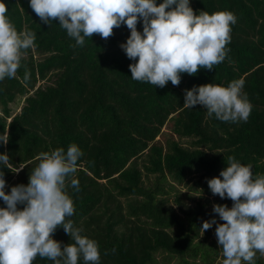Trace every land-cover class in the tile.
I'll return each instance as SVG.
<instances>
[{
    "label": "trees",
    "instance_id": "1",
    "mask_svg": "<svg viewBox=\"0 0 264 264\" xmlns=\"http://www.w3.org/2000/svg\"><path fill=\"white\" fill-rule=\"evenodd\" d=\"M0 2L18 32L36 34L35 46L22 53L16 77L0 81V135L8 132L0 153H7L13 170L0 165L5 191L28 184L41 152L67 151L75 143L83 156L73 177L80 190L67 187L75 208L70 219L82 235L97 241L99 264H156V252L184 262L199 256L212 264V249L195 242L208 220L205 203L186 206L176 193V210L167 196L173 188L167 177L176 184L193 180L191 189L212 193L207 181L228 166V156L251 165L253 177L264 175V0H190L196 14L227 10L236 15L226 45L230 51L213 70L182 73L179 86L168 81L163 88L131 78L129 65L135 61L120 47L130 35L126 24L114 28L107 40L93 34L74 48L75 40L59 21L43 23L30 0ZM137 30L142 33V20ZM50 73L53 83L36 87ZM234 79L245 81L243 92L252 104L247 122H222L201 105L183 107L185 89L227 86ZM17 95L25 96L24 104L11 115L8 104ZM169 120L173 134L191 139L189 146L174 138L155 139ZM148 175L154 179L146 184ZM5 206L0 198V207ZM53 238L62 247L72 242L61 226ZM32 264L54 262L37 256ZM78 264H84L82 258ZM255 264L264 259L256 256Z\"/></svg>",
    "mask_w": 264,
    "mask_h": 264
},
{
    "label": "clouds",
    "instance_id": "2",
    "mask_svg": "<svg viewBox=\"0 0 264 264\" xmlns=\"http://www.w3.org/2000/svg\"><path fill=\"white\" fill-rule=\"evenodd\" d=\"M30 7L49 26L58 20L75 40L74 48L83 46L85 38L93 34L107 40L114 28L126 24L130 35L120 47L135 61L129 65L131 78L160 88L168 81L179 86L182 73L195 75L201 68L211 71L222 63L230 51L226 45L231 40V26L237 23L236 15L227 10L196 14L190 0L159 4L156 0H30ZM6 12L0 2V81L16 77L23 51L33 48L36 38L33 31L18 32ZM138 19L143 22L142 33L137 30ZM29 78L25 71L24 80ZM244 84L243 79H234L227 86L194 85L185 89L183 107L201 105L208 116L214 114L222 122H247L252 104L243 92ZM0 141L7 144L8 132L0 135ZM82 156L75 143L67 151L61 147L41 152L28 184L14 185L10 192L5 191L0 170V198L6 205L0 207V264H32L37 256L54 264H78L81 258L84 264H99L97 241L82 235L83 230L70 219L75 208L67 187L80 190L73 177ZM0 165L12 170L7 153H0ZM227 165L207 182L213 195L227 197L233 204H214L213 211L223 223L213 218L204 221L201 229L204 232L216 225L223 264H255L257 252L264 256V175L253 177L251 165L234 156L227 157ZM18 204L24 207L20 209ZM58 226L72 241L63 247L53 238Z\"/></svg>",
    "mask_w": 264,
    "mask_h": 264
},
{
    "label": "rangeland",
    "instance_id": "3",
    "mask_svg": "<svg viewBox=\"0 0 264 264\" xmlns=\"http://www.w3.org/2000/svg\"><path fill=\"white\" fill-rule=\"evenodd\" d=\"M34 56L36 58H42L43 55L34 53ZM55 78V75L53 73L48 74V76L43 79L39 80L36 84L37 86L44 87L48 84L53 83V80ZM32 93V91H30ZM25 96L23 95H17L14 99V101L10 102L8 104L11 115H14L20 111L21 106L24 104ZM1 113V111H0ZM10 121V118L7 119V122ZM171 126L172 122L171 120L167 121L161 128L160 133L155 139L161 140L162 143H164L169 138H174L175 140H178L182 145L189 146L190 138H179L177 135L173 134L171 132ZM142 158H139L138 161L142 163ZM17 172V171H16ZM154 179L153 175H148V177L144 178V181L146 184L152 182ZM167 180L169 183L173 185V188L170 189L169 194L167 195L169 198V202L174 206V208L177 210V207L173 202V198L176 193L181 195V200L184 202L183 204L187 205H195L196 202H202L205 203V208L208 213V220H212L213 218L216 219L217 223H223V221L220 219L219 215L213 211L214 204H226L228 207H231L233 204V201L227 197L221 198L219 195H213V193H204L200 190V188L191 189V186L193 185V180H188L187 182H183L182 184H176L174 181L170 180L169 177H167ZM207 221V220H206ZM216 225L213 224L212 227L208 230H205L204 232L202 229L198 232V235L195 238V242H200L204 247H209L212 249L210 253V257L213 258L212 264H223V254L222 249L218 245L217 237L215 234ZM156 257V264H205L201 257L193 258H186V262L183 261V259L179 258L178 256H170L166 253H155ZM256 256H259L260 258L264 259V256H261L259 252H257ZM242 264H247V262H243Z\"/></svg>",
    "mask_w": 264,
    "mask_h": 264
}]
</instances>
